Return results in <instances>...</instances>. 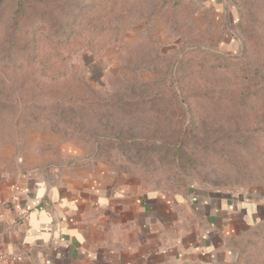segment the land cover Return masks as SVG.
I'll use <instances>...</instances> for the list:
<instances>
[{
  "label": "rangeland",
  "instance_id": "374dc122",
  "mask_svg": "<svg viewBox=\"0 0 264 264\" xmlns=\"http://www.w3.org/2000/svg\"><path fill=\"white\" fill-rule=\"evenodd\" d=\"M211 2L0 0V177L76 139L147 188L264 205V0ZM248 229L232 264H264Z\"/></svg>",
  "mask_w": 264,
  "mask_h": 264
},
{
  "label": "crops",
  "instance_id": "0c3cea01",
  "mask_svg": "<svg viewBox=\"0 0 264 264\" xmlns=\"http://www.w3.org/2000/svg\"><path fill=\"white\" fill-rule=\"evenodd\" d=\"M61 144L55 157L31 150L0 177V264H230L232 239L264 222L262 203L150 189L97 148ZM21 249L23 262L8 257Z\"/></svg>",
  "mask_w": 264,
  "mask_h": 264
},
{
  "label": "built area",
  "instance_id": "2783aa9c",
  "mask_svg": "<svg viewBox=\"0 0 264 264\" xmlns=\"http://www.w3.org/2000/svg\"><path fill=\"white\" fill-rule=\"evenodd\" d=\"M20 220L25 222L26 220V214L22 215L20 217ZM30 255L29 251L27 249H21L15 252L14 254L8 256L14 258L17 262H23L24 259H26ZM7 256H0V260L5 259Z\"/></svg>",
  "mask_w": 264,
  "mask_h": 264
},
{
  "label": "trees",
  "instance_id": "16d2710c",
  "mask_svg": "<svg viewBox=\"0 0 264 264\" xmlns=\"http://www.w3.org/2000/svg\"><path fill=\"white\" fill-rule=\"evenodd\" d=\"M263 223V222H262ZM260 224V223H259ZM249 229H247L246 231H248ZM245 231V232H246ZM245 232H243L242 234H240L239 236H237V237H235V238H233L232 239V247L236 250V252H237V261H238V259H239V257H240V252H239V250H238V246H237V243L235 242L236 240H237V238H239L241 235H243ZM186 264H199V263H186ZM226 264V263H225ZM230 264H232V263H230Z\"/></svg>",
  "mask_w": 264,
  "mask_h": 264
}]
</instances>
